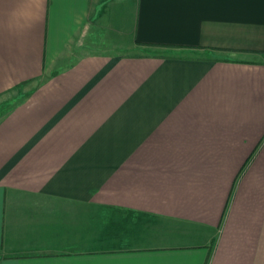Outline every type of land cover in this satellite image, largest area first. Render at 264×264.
Wrapping results in <instances>:
<instances>
[{"label": "crops", "instance_id": "crops-1", "mask_svg": "<svg viewBox=\"0 0 264 264\" xmlns=\"http://www.w3.org/2000/svg\"><path fill=\"white\" fill-rule=\"evenodd\" d=\"M0 264H264V0H0Z\"/></svg>", "mask_w": 264, "mask_h": 264}, {"label": "rangeland", "instance_id": "rangeland-1", "mask_svg": "<svg viewBox=\"0 0 264 264\" xmlns=\"http://www.w3.org/2000/svg\"><path fill=\"white\" fill-rule=\"evenodd\" d=\"M146 49L144 48V51H145Z\"/></svg>", "mask_w": 264, "mask_h": 264}]
</instances>
